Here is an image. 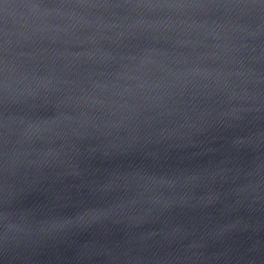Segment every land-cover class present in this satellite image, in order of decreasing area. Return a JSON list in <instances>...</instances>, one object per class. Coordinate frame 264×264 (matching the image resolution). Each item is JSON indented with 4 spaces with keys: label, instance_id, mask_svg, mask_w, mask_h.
<instances>
[{
    "label": "water",
    "instance_id": "obj_1",
    "mask_svg": "<svg viewBox=\"0 0 264 264\" xmlns=\"http://www.w3.org/2000/svg\"><path fill=\"white\" fill-rule=\"evenodd\" d=\"M0 264H264V0H0Z\"/></svg>",
    "mask_w": 264,
    "mask_h": 264
}]
</instances>
